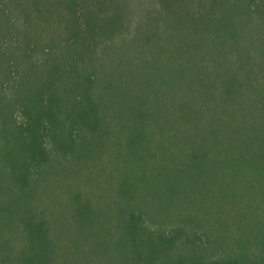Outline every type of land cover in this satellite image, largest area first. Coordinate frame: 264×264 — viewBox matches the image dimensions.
I'll use <instances>...</instances> for the list:
<instances>
[{"label":"trees","instance_id":"1","mask_svg":"<svg viewBox=\"0 0 264 264\" xmlns=\"http://www.w3.org/2000/svg\"><path fill=\"white\" fill-rule=\"evenodd\" d=\"M0 176V264H264V0H0Z\"/></svg>","mask_w":264,"mask_h":264},{"label":"rangeland","instance_id":"2","mask_svg":"<svg viewBox=\"0 0 264 264\" xmlns=\"http://www.w3.org/2000/svg\"><path fill=\"white\" fill-rule=\"evenodd\" d=\"M110 148H111V145H109V148H108L109 151H110ZM117 151H118V148H117L116 152ZM58 167H60L58 169V173H59L58 175L60 177V181L57 182V185L50 184L48 186L49 190H51L52 187L55 186L56 187L55 190L58 191L60 189V187L62 186L63 182L66 181L69 186L74 187L72 189L75 191V193H79L80 191L91 192L93 194L96 193L95 196H97V193H99V194L102 193V189L96 188L93 182L92 183H86V182L80 181L78 185L76 184L75 180L77 178L74 179L73 174L76 175V172L79 171V167H78V163H75L74 159L64 158L58 164H56L55 168H58ZM52 169H54V168H52ZM52 177L54 178L55 176L53 175ZM1 181H2V177L0 176V183H1ZM1 190H3V189H1ZM6 192H7V190H6ZM49 194L50 193H48L46 191L45 194L42 196L40 194V190H39L36 193V198H39V200H40L41 197L46 198L47 195H49ZM142 194L143 193L141 191H139V195H142ZM108 195H109V192L104 189L103 196H108ZM0 198H5V197L1 196ZM60 214H62V212L57 213V215H60Z\"/></svg>","mask_w":264,"mask_h":264}]
</instances>
